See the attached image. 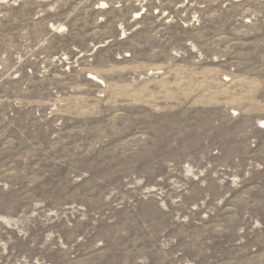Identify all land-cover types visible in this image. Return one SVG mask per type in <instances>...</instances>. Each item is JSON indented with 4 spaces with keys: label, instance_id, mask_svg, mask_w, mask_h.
Instances as JSON below:
<instances>
[{
    "label": "rangeland",
    "instance_id": "1",
    "mask_svg": "<svg viewBox=\"0 0 264 264\" xmlns=\"http://www.w3.org/2000/svg\"><path fill=\"white\" fill-rule=\"evenodd\" d=\"M0 264H264V0H0Z\"/></svg>",
    "mask_w": 264,
    "mask_h": 264
}]
</instances>
